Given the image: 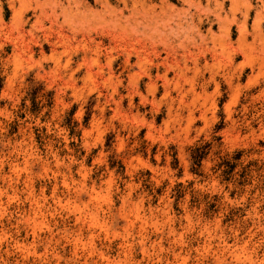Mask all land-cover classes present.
Instances as JSON below:
<instances>
[{
    "label": "rangeland",
    "instance_id": "1",
    "mask_svg": "<svg viewBox=\"0 0 264 264\" xmlns=\"http://www.w3.org/2000/svg\"><path fill=\"white\" fill-rule=\"evenodd\" d=\"M0 264H264V0H0Z\"/></svg>",
    "mask_w": 264,
    "mask_h": 264
},
{
    "label": "bare ground",
    "instance_id": "2",
    "mask_svg": "<svg viewBox=\"0 0 264 264\" xmlns=\"http://www.w3.org/2000/svg\"><path fill=\"white\" fill-rule=\"evenodd\" d=\"M217 15H218V14H217ZM217 18H218V17H217ZM218 19H219V18H218ZM243 39H244V38H243ZM243 39H242V40H243ZM238 41H239V40H238ZM217 262H218V261H217Z\"/></svg>",
    "mask_w": 264,
    "mask_h": 264
}]
</instances>
